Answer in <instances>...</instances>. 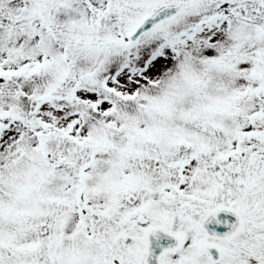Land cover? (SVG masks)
Masks as SVG:
<instances>
[{"label": "snow or ice", "instance_id": "snow-or-ice-1", "mask_svg": "<svg viewBox=\"0 0 264 264\" xmlns=\"http://www.w3.org/2000/svg\"><path fill=\"white\" fill-rule=\"evenodd\" d=\"M0 264H264V0H0Z\"/></svg>", "mask_w": 264, "mask_h": 264}]
</instances>
